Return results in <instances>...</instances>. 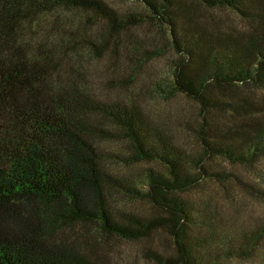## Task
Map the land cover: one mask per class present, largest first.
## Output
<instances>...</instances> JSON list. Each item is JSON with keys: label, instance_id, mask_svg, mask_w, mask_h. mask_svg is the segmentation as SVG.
Here are the masks:
<instances>
[{"label": "trees", "instance_id": "1", "mask_svg": "<svg viewBox=\"0 0 264 264\" xmlns=\"http://www.w3.org/2000/svg\"><path fill=\"white\" fill-rule=\"evenodd\" d=\"M136 1L145 12H122L106 0H0V264H105L61 239L56 227L63 223H94L129 239L166 226L176 255L154 254L158 264H222L264 251V222L220 229L205 206L180 195L205 178L223 182L226 173L207 166L212 159L252 165L264 155V0ZM190 2L232 10L241 25L200 17ZM59 8L100 22L97 40L84 39L89 53L113 54L100 87L82 81L76 62L84 32L58 34L37 23ZM149 21L167 28L176 55L170 78L154 92L199 104L195 155L136 102L96 90L135 87L157 55L134 32ZM114 138L127 142L129 162L157 161L165 171L148 168L141 182L117 175L99 144ZM111 191L146 197L168 218L116 209Z\"/></svg>", "mask_w": 264, "mask_h": 264}, {"label": "rangeland", "instance_id": "2", "mask_svg": "<svg viewBox=\"0 0 264 264\" xmlns=\"http://www.w3.org/2000/svg\"><path fill=\"white\" fill-rule=\"evenodd\" d=\"M116 9L145 12L144 6L136 0H106ZM191 7L200 17L214 18L223 25L240 26L238 16L229 9H206L190 2ZM41 29L60 31L63 28L83 31L85 37L78 36L75 42L76 62L83 72L82 81H92L93 87H100V74L109 75L113 54L106 51L103 57L89 53V37L97 40L100 33V22L94 20L90 12L75 8H59L38 18ZM76 28V29H75ZM72 31V35H75ZM134 32L143 40L145 48L157 53L145 63L139 81L133 88L109 86L97 89L112 97L131 99L144 109L145 113L156 123L168 127L178 146L193 155L199 152L195 129L199 122L200 107L197 102L180 94L158 96L154 84L164 82L171 76L173 61L176 58L170 47L167 28L149 21ZM110 73V71H108ZM143 91H139L140 88ZM139 91V92H138ZM110 128L112 124L106 123ZM105 151V161L110 170L119 176H128L141 182L148 168L165 171L157 161L129 162L131 150L122 138L99 140ZM210 169L226 173L222 183L213 178H205L199 185L188 192L181 193L184 198L205 206L215 217L220 229L246 230L257 227L264 222V155L252 165H232L221 159H212L207 165ZM111 205L116 209L130 210L144 217L168 218V214L154 206L146 197L133 199L122 191H111ZM57 234L64 241L73 243L95 260L105 264H158L154 254L163 256L176 255L173 237L166 226L153 229L149 235L139 239L106 235L99 231L94 223H63L56 227ZM258 257L249 259H230L222 264H264V251Z\"/></svg>", "mask_w": 264, "mask_h": 264}]
</instances>
